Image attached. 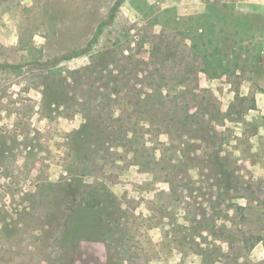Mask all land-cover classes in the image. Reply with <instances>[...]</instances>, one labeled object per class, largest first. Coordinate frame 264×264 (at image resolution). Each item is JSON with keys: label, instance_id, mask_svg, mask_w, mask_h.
I'll list each match as a JSON object with an SVG mask.
<instances>
[{"label": "rangeland", "instance_id": "374dc122", "mask_svg": "<svg viewBox=\"0 0 264 264\" xmlns=\"http://www.w3.org/2000/svg\"><path fill=\"white\" fill-rule=\"evenodd\" d=\"M0 264H264V0H0Z\"/></svg>", "mask_w": 264, "mask_h": 264}, {"label": "trees", "instance_id": "16d2710c", "mask_svg": "<svg viewBox=\"0 0 264 264\" xmlns=\"http://www.w3.org/2000/svg\"><path fill=\"white\" fill-rule=\"evenodd\" d=\"M220 19V18H219ZM104 27V24L101 23L97 30L95 35L93 36V39L90 40V46L97 41V39L99 38L100 34L102 33V29ZM196 29H199L198 27H196ZM239 31V33H242V30H236V32ZM245 31V30H244ZM194 32L196 33L195 36H189V38L191 39V43H192V47L193 50L195 51H202L204 54L206 53L205 47L208 44V40L206 38V36L203 33H198L196 30H194ZM235 34L237 33H233V35L235 36ZM243 34V33H242ZM240 48L239 47H235V50L232 52V57L235 62H239V60H242L241 65H247L249 64L247 62V60L242 57L241 58V50H240V54L238 52ZM83 51H75V52H71L70 55H68L67 57H73V56H78L82 53ZM224 53V58L225 61L222 64V70L224 72H229V66L232 65V61L230 60V58L228 57V54L226 52ZM61 73V69H56V84H58V87H56V94L53 95V98H56V100H59L61 98V96L67 95L68 91L65 90V88H67V86L65 85L66 83L64 82V80L59 77ZM59 75V76H58ZM89 85L91 88H86L85 93H87L88 95L90 94L87 90L91 91L92 87H93V83L89 82ZM106 83L112 84L114 85L115 83H118V80L115 79H106ZM64 86V87H62ZM110 95V94H109ZM148 98H150V95L148 96ZM184 115V114H183ZM184 116H180L178 118L179 121H181L183 123L182 128L185 129L187 127L192 126L195 131H209V132H215V128L214 126H212L208 121H204V120H198L196 118H194V120L192 121L188 115L187 118L189 119H184ZM190 139H192V135H189ZM184 148H180L179 150V155L183 156L184 155ZM181 153V154H180ZM180 159L175 156H170L169 159L167 156H159L156 161L155 164L161 165V163H167V167H175V166H179L181 163ZM168 163H171L173 166H171V164L168 166ZM166 167V168H167ZM170 171V168H169ZM168 171V172H169ZM215 173V172H214ZM214 173H212V175H214ZM74 180V184H80V181L77 180L76 177L74 178H70V180ZM223 180V179H222ZM218 182V181H217ZM216 182V183H217ZM212 185L214 187L215 186V182L212 183ZM219 185V184H218ZM78 186V185H77ZM189 193V192H188ZM108 191L101 189L99 187H96L94 185H87V184H82L80 188H78V202L76 204V208L73 210V212L70 214L68 222L69 224H67L60 232V238H59V242L62 245H66V243H70L71 241H74L76 238L82 237L84 235H87L90 233V231L95 230L96 229V215L98 213H100L101 209H109L106 211V213L104 214L107 218H109L113 213H112V202L113 199L111 198L112 196L108 195ZM201 196V195H200ZM190 201H195V198H193V196H188ZM197 197V196H196ZM41 201V200H39ZM110 205V207H109ZM102 207V208H101ZM80 231V232H78Z\"/></svg>", "mask_w": 264, "mask_h": 264}, {"label": "crops", "instance_id": "0c3cea01", "mask_svg": "<svg viewBox=\"0 0 264 264\" xmlns=\"http://www.w3.org/2000/svg\"><path fill=\"white\" fill-rule=\"evenodd\" d=\"M170 7H173L174 9H177L175 5H171Z\"/></svg>", "mask_w": 264, "mask_h": 264}]
</instances>
